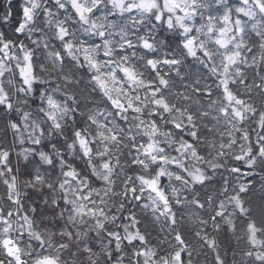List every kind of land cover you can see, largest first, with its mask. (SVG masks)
Masks as SVG:
<instances>
[{
    "label": "snow or ice",
    "instance_id": "snow-or-ice-1",
    "mask_svg": "<svg viewBox=\"0 0 264 264\" xmlns=\"http://www.w3.org/2000/svg\"><path fill=\"white\" fill-rule=\"evenodd\" d=\"M23 5L16 35L0 33V131L9 113L14 129L11 143H0V172L12 173L8 183L0 178V264H59L57 254L71 255L75 248L69 251L65 245L80 236L86 241L104 237L99 248L91 243L84 255L103 252L107 245L106 264L109 258L123 260L122 251L133 252L135 264H192L195 246L190 247L181 231L185 224L194 227L195 237H203L198 244L215 249L214 264H227L228 251L209 235V225L212 232L225 227L231 232L232 264H264V217L252 218L249 211L244 219L232 203L251 187L245 180L254 172L242 168L264 166V75L259 82H249L246 71L264 72V0H24ZM160 26L179 38L176 50L159 36ZM188 58L207 69L211 83L199 73L184 71ZM66 65L86 71L101 100L87 113L73 114L80 129L76 152L92 163L86 174L60 154L64 179L55 185L60 194L52 211L60 219L43 227L59 232L52 237L37 221L38 213L45 215L40 204H26L13 194L17 155L27 159L29 148L39 152L37 137H43L47 127L36 132L32 121L17 118L26 116L19 105L27 106L33 87L40 96L49 68L59 66L66 88L80 82L65 74ZM173 75L188 80L183 90L176 89ZM52 96L49 106L58 107ZM48 119L55 121L56 116ZM17 145L24 153L13 152ZM230 159L248 161L224 169L240 186L222 185L223 197L218 192L209 207V199L198 193ZM24 168L22 176L30 182L39 178ZM130 168L139 169L138 174L129 175ZM93 186L111 187L112 196L106 191L94 194ZM52 188L49 183L45 191L52 195ZM105 200L117 203L109 208ZM146 213L166 226L168 238L160 241L171 244L170 251L153 250L141 219ZM125 227L130 231L125 233ZM241 241L246 248H240Z\"/></svg>",
    "mask_w": 264,
    "mask_h": 264
},
{
    "label": "clouds",
    "instance_id": "clouds-1",
    "mask_svg": "<svg viewBox=\"0 0 264 264\" xmlns=\"http://www.w3.org/2000/svg\"><path fill=\"white\" fill-rule=\"evenodd\" d=\"M21 7L23 8L24 5H21ZM16 23L17 22L13 18L12 10H8L6 15L0 16V29H2L0 30V33H7L8 35L15 33L14 30L16 28ZM65 74L68 77L79 80L80 82L70 84L66 88L64 83V74L61 73L59 66H57L55 69L49 68L45 73V77L48 83L41 88L40 96L35 95V87H33L32 91L26 97L28 99L27 106H25L23 103L19 105L20 110L26 113V116H18V119L21 120V123L32 121L36 132H39L42 127H47L46 134L43 137H37V139L40 140V143L37 146L39 147V152H37L35 148H29L27 159H25L23 155H17L16 161L18 162L19 167L17 169V172L15 173L16 179L14 181L13 188V194L19 195L22 201L28 200L29 204H33V201H35V203L40 204L41 213H45V215L40 217L38 221L40 225H47L50 220L54 223L55 220L60 219L59 217L52 216L55 198H59L60 194V189L56 188L55 185L58 181H63L64 179L62 173L65 161L60 154L63 153V155L66 156L69 161L73 162V168H75L77 165H81L82 168L80 169L86 174L89 172V167L92 163L87 156H84L82 158L81 155L77 154L76 152V147L79 146V138L76 137V133L80 129L78 127L79 122L73 120V114L78 110L79 112L87 113L90 108L96 107L97 102L100 100H96V92L92 91L91 84L88 81V77L86 78L82 76L80 72H77L75 69L71 68L70 65L65 66ZM52 85H55V87H52ZM16 86L17 82L13 81V88L15 89ZM262 91H264V89H262ZM53 93H55L56 96H59L62 99H56V96H52ZM13 95H15V93H13ZM49 96H52L54 104L58 105V107L53 108L49 106L47 102ZM76 96H78L79 99H71V97ZM257 98L258 99H255L254 102L259 105L261 103V100L259 99V97ZM5 103H7V101H5ZM13 107H16L15 102L13 103ZM11 115L12 114L9 113L4 117L6 123L3 125V130L0 131V135H4L6 133L11 137L13 136L14 129L10 127ZM49 115H55L56 120L53 121L48 119ZM36 121L39 122L37 123ZM57 122L60 124L59 129L55 127V124ZM23 131L25 134H27L28 129L25 128ZM13 152L24 153V148L22 145H17V147L13 149ZM230 160L235 162V164L248 163V161L246 160ZM230 160H225L223 169L221 170L231 167L229 163ZM56 161H59V163H56ZM25 165H27V171L33 172L34 177L37 173H39V178L33 179L30 182L26 177L22 176V173L25 171ZM260 167L264 166H255L254 169ZM224 172L226 176L231 174L227 171ZM53 173H55V175H53ZM219 175L220 174L213 173V179L210 182L216 181ZM11 176L12 173L6 171L0 172V178L4 179L5 183L9 182ZM260 180L262 181V183L256 188H253L252 186L255 182L247 183L251 185V187L249 189H245L242 192H239V200H235L232 202L234 205H238V207H236L234 211L241 213V215H244V219H248V216L245 214L249 211L252 218L255 219H258L259 214L264 213V176H261ZM49 183L53 185V188L51 189L52 195H49L48 192L45 191V189L48 188ZM240 183L241 182L237 179L233 184L239 187ZM227 184V179H225L223 185L226 186ZM206 188L207 187H205V189ZM30 189L35 193V196H32L29 200L28 198L30 196ZM105 191L107 192L109 197L112 196L111 187L104 189L103 187L96 188L95 186H93L94 194H96L97 192L103 193ZM176 191L179 192L180 189H176ZM71 192L73 195L76 194L75 187L71 188ZM218 192L220 193V197L222 198L223 193L220 192V189L217 190V193ZM198 194L201 195L202 198H208L210 201L209 207H211V202L214 195L211 193L207 196H204L202 193ZM0 195H3V192H0ZM40 197L44 198L43 201L40 200ZM253 200L256 201L255 204L253 203ZM45 203L48 204L47 209H45ZM104 203L107 207L111 208L115 207L117 201L105 200ZM129 203L133 205V207H135V204L133 202L129 201ZM77 207H79V202H77ZM89 215H91V213H89ZM96 215L99 216V212H97ZM111 219V217H107L108 221H111ZM234 219L239 220L240 217L234 216ZM60 222L64 223V220H61ZM241 223H243V220H241ZM153 224L163 227L160 221L153 220L152 216L150 224H146L145 227L148 229ZM113 226L116 229H120L121 227L119 223H116ZM133 227L135 226L133 225ZM94 230V228L89 229V232L91 233ZM42 231L46 232L49 236L59 237V232L54 231V227H42ZM129 231L130 229H128L127 227L124 228L125 233ZM63 232L65 236L68 235L67 228H65ZM228 233L231 234L230 231H228ZM148 234L150 235L149 232ZM209 235L217 239L218 245H221L222 243H231V236H224L223 231L219 233L211 232L209 233ZM164 237L165 239L168 238L167 236ZM218 237H220V239H218ZM33 239L36 240L37 238L34 236ZM76 239H79L80 243H77ZM103 239V236H100L96 240L89 241H86L83 236L74 238L72 241H69L68 245H65V248L71 251L72 247H74L75 251H72L71 255H65L64 257H60L59 254H57V260L59 264H106L104 254L108 251L107 245L104 246L103 252L92 251L91 255H84L85 249L88 248L91 243H96L97 247L99 248L100 241H102ZM131 239L132 237L128 236V240ZM198 239H203V237L201 236ZM205 243H207V241ZM164 245L165 244L159 240L157 245L152 244V248L153 250H165ZM171 246V244H168L167 249H170ZM191 246H195L192 248V250L196 253V255L192 257V264H214L213 254L215 252V249L208 250L204 247L203 244L198 243H193L190 245V247ZM119 250L120 249L118 246L117 251ZM38 251L39 250H37V252ZM121 255L124 257L123 260L117 261L109 258L108 264H128V261H131L132 264H135L137 257L133 254V252L122 251ZM197 257L202 258L197 259Z\"/></svg>",
    "mask_w": 264,
    "mask_h": 264
},
{
    "label": "trees",
    "instance_id": "trees-1",
    "mask_svg": "<svg viewBox=\"0 0 264 264\" xmlns=\"http://www.w3.org/2000/svg\"><path fill=\"white\" fill-rule=\"evenodd\" d=\"M233 2H234V0H233ZM23 3H24V0H13L12 5H8L7 0H0V16L6 15L7 12H8V9L10 7L11 10H12V13H13V18L17 22L16 23V26H17L20 22H22L23 12H22L21 5H23ZM0 30H2V29H0ZM15 35H16L15 33L9 34V36H15ZM159 36L164 38L165 40H168L170 42V45L173 48V50H176V43H177V41L179 39L178 37H176L172 33H170L164 26H160V28H159ZM184 71L186 73H188L189 75L194 74V73H199L205 79H207L209 83L212 82V80L208 78L207 69L203 68V66H201V65L196 64L194 61H192L191 58H188L185 61ZM246 71H247V75H248V78H249V82H251L252 80H256L257 82H259L260 75H264V72H260L258 74L257 72H255L253 70H250V69H248ZM80 73H81L82 76H84L86 78L88 77L86 71L81 70ZM172 78L175 81V87H176L177 90H183L182 89V84L188 82L187 79L182 82V81L179 80V78L175 77L174 75H173ZM95 98H96V100H101V96H100V94L98 92L95 93ZM256 99H258V98H256ZM100 106L104 107L103 104H101ZM204 134L206 135L207 132L205 131ZM11 140H12V137L7 135V134L3 135V136H0V143H2L5 147H7L11 143ZM229 163H230V166L235 165V162H233L231 160L229 161ZM77 166L79 168H82L81 165H77ZM127 171H128L129 175H135V174H138L139 169L130 168ZM242 171L243 172L253 171L255 173L254 175L248 176L247 179L245 180L246 183L255 182L252 185L253 188L258 187L262 183V181L260 180V177L264 176V167H260V168H256V169H252V170H249L247 168H242ZM225 177L227 179V182L230 185L235 183V181H236V177L234 175L229 174V175L226 176L224 170H221L220 175L218 176L217 180L209 182L206 189L205 188L201 189V193L204 196H207L210 193L213 194L214 196H216L217 195V190L221 188V186L223 185V183L225 181ZM0 192H3V188L2 187H0ZM28 199L30 200L31 197H29ZM27 203H28V200H26V204ZM253 203L255 204L256 201L253 200ZM129 207H132L137 213H140V208H139L138 205H135V207H133V205H129ZM184 212H185L184 209H179V213H184ZM40 215H41L40 213L37 214V221H39ZM262 217H264V213H261V214L258 215V219H260ZM141 219H142V222H143L144 225L150 224L151 215L150 214H147V215L142 214L141 215ZM44 226H45L44 224H41V227H44ZM147 231L150 233L149 239L151 240V243L153 245H157L158 241L161 240L164 236L167 235V228H166L165 225H163V227H161L159 225H154L153 224L152 226H150L147 229ZM181 231L183 232L184 236L186 237V239H187V241L189 242L190 245L193 244V243H198L199 242L198 238L195 237V235H194V227L192 225H189V224L183 225ZM207 231L209 233L212 232L211 225H209L207 227ZM223 235L224 236H231V234L228 233L226 227H225V230L223 231ZM170 238L171 237H169V239ZM218 239H220V237H218ZM221 246L225 247L227 249V251H228L227 264H231V262L233 260L232 252H233V249L235 247L234 240L231 237V243L230 244L222 243ZM246 247H247V245L244 244L243 241H241L240 248L243 249V248H246ZM164 248L167 249V245H164ZM168 250L170 251V249H168ZM201 258L202 257H197V259H201ZM0 259H3V257H0ZM235 259L237 261H239L240 260V256L237 255L235 257Z\"/></svg>",
    "mask_w": 264,
    "mask_h": 264
},
{
    "label": "rangeland",
    "instance_id": "rangeland-1",
    "mask_svg": "<svg viewBox=\"0 0 264 264\" xmlns=\"http://www.w3.org/2000/svg\"><path fill=\"white\" fill-rule=\"evenodd\" d=\"M164 183H167V180L166 179L164 180Z\"/></svg>",
    "mask_w": 264,
    "mask_h": 264
}]
</instances>
